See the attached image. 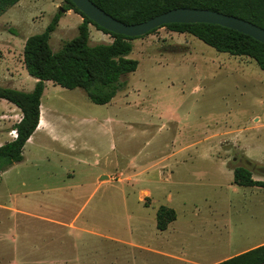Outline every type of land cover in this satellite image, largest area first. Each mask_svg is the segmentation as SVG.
Masks as SVG:
<instances>
[{"label":"rangeland","instance_id":"obj_1","mask_svg":"<svg viewBox=\"0 0 264 264\" xmlns=\"http://www.w3.org/2000/svg\"><path fill=\"white\" fill-rule=\"evenodd\" d=\"M64 3L20 0L0 14V85L33 89L24 42ZM81 20L63 12L53 51ZM111 41L90 26L91 45ZM131 42L137 69L106 104L47 83L43 111L65 118L57 129L75 147L36 135L1 174L0 264H214L264 244V187L236 185L232 172L245 166L264 180V71L165 27ZM31 201L32 216L20 211ZM160 205L176 213L162 231Z\"/></svg>","mask_w":264,"mask_h":264},{"label":"trees","instance_id":"obj_2","mask_svg":"<svg viewBox=\"0 0 264 264\" xmlns=\"http://www.w3.org/2000/svg\"><path fill=\"white\" fill-rule=\"evenodd\" d=\"M20 0H0V14ZM112 17L135 24L162 12L178 7L218 11L248 20L264 28V0H91ZM45 29L26 38L23 64L28 74L36 79L31 91H22L0 85V99L16 105L22 112L14 124L16 137L0 145V175L13 164L23 160L22 150L38 126L40 99L45 81H52L66 89L80 88L95 104H106L127 86V76L137 69L138 61L129 58L132 40L136 37L109 32L86 17L70 0H64ZM72 10L82 18L77 34L53 51L49 40L63 12ZM109 34L111 42L90 44L89 26ZM163 27L178 33H187L214 48L235 56H247L264 71V44L256 39L216 24L170 23ZM158 29V28H156ZM153 29L149 33L155 31ZM233 182L239 186L264 187V180L254 179L245 166L232 170ZM176 219L175 210L160 205L155 220L158 230H165ZM214 264H264V244L221 260Z\"/></svg>","mask_w":264,"mask_h":264},{"label":"water","instance_id":"obj_3","mask_svg":"<svg viewBox=\"0 0 264 264\" xmlns=\"http://www.w3.org/2000/svg\"><path fill=\"white\" fill-rule=\"evenodd\" d=\"M70 1L99 27L128 37H140L148 34L153 29L170 23H209L231 28L264 44V28L248 20L218 11L178 7L162 12L148 20L127 24L112 17L91 0Z\"/></svg>","mask_w":264,"mask_h":264},{"label":"crops","instance_id":"obj_4","mask_svg":"<svg viewBox=\"0 0 264 264\" xmlns=\"http://www.w3.org/2000/svg\"><path fill=\"white\" fill-rule=\"evenodd\" d=\"M19 3V1L17 2ZM16 3V4H17ZM91 26V25H90ZM90 26H89V30H90ZM22 64V63H21ZM11 77H13V75L10 74ZM35 82H36V79H34V85H35ZM49 81H45V87L44 89L46 88V85ZM52 82V81H50ZM53 83V82H52ZM7 87V86H6ZM12 88V87H11ZM15 89H18V90H22L24 91L22 88H21V84L18 83V86L14 87ZM31 91V90H30ZM44 92V90H43ZM43 95V93H42ZM42 97V96H41ZM2 103H4L7 108L9 109V111H6V112H0V130H4L2 128H5L3 126H5V124H8L9 122H15V124L21 119L22 117V112L21 110L16 106L14 105L13 103L11 102H8L7 100L5 99H0ZM46 110L44 111V115H43V125L44 127H40L39 124L37 126V128L35 129V131L33 132V134L30 136V138L27 140V142L25 143L24 147H23V150L27 149V147L31 146L33 144V142L35 141V138H36V135H40V136H46V137H49V139L53 140L54 142H59V143H65L67 140L65 139V136L64 135H60L58 129H57V123H59L60 121L64 120L62 118H53L51 119L49 116H48V109H47V106H45ZM42 110H43V106H42V103H41V99H40V116H39V122H40V119H41V114H42ZM38 122V123H39ZM2 126V127H1ZM13 129H14V125H13ZM12 130V129H11ZM3 132V131H2ZM3 134V133H2ZM11 139L13 138H9V135H7L6 133H4L3 135V142L0 143L1 144H4L5 142H8L10 141ZM67 144L70 146V148H74L75 147V143L73 142V140H69L67 141ZM30 148V147H29ZM23 150H22V154H23ZM23 160H24V155H23ZM22 160V161H23ZM9 169V168H8ZM6 171V170H5ZM4 171V172H5ZM3 172V173H4ZM2 174V173H1ZM1 177V175H0ZM64 186H70L68 188H66L67 190H73V189H77V187H71V185H64ZM43 187L45 188H52V183L51 182H48V183H44L43 182ZM77 193H69V197H75ZM27 194H23V196H26ZM67 196V194H65ZM31 205H33V202L31 201L29 205H25L24 210H20L24 213H27L28 215L32 216L33 213L31 212ZM14 208V209H13ZM0 209H4V210H7L6 208H3V207H0ZM13 209V210H12ZM9 211H15V213L17 212V206L16 207H12L11 209L8 208ZM43 220V219H42ZM50 221H55L54 223L57 224L58 226H63L61 223L62 221L60 220H53V219H49ZM71 227H74V225L72 224ZM258 246V245H257ZM46 252V250H43Z\"/></svg>","mask_w":264,"mask_h":264},{"label":"built area","instance_id":"obj_5","mask_svg":"<svg viewBox=\"0 0 264 264\" xmlns=\"http://www.w3.org/2000/svg\"><path fill=\"white\" fill-rule=\"evenodd\" d=\"M9 134H10L13 138H15V137H16V130H15V129L10 130V131H9Z\"/></svg>","mask_w":264,"mask_h":264},{"label":"bare ground","instance_id":"obj_6","mask_svg":"<svg viewBox=\"0 0 264 264\" xmlns=\"http://www.w3.org/2000/svg\"><path fill=\"white\" fill-rule=\"evenodd\" d=\"M43 115H44V111L42 110V114H41V119H40V122H39V126L41 127L43 125Z\"/></svg>","mask_w":264,"mask_h":264}]
</instances>
